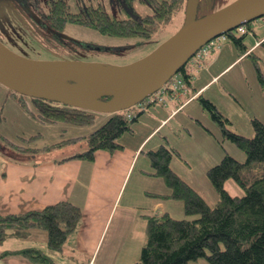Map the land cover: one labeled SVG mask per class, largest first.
<instances>
[{
    "label": "rangeland",
    "instance_id": "1",
    "mask_svg": "<svg viewBox=\"0 0 264 264\" xmlns=\"http://www.w3.org/2000/svg\"><path fill=\"white\" fill-rule=\"evenodd\" d=\"M42 1L44 7L48 9V4H45L44 0ZM232 1L234 0H199L197 15L201 17L209 14ZM67 2L72 5V10H77L76 7L82 2L92 4L101 2L107 11L118 18L140 16L141 14L153 11L151 4L140 0H67ZM131 3L133 8L130 6ZM74 4H76V7ZM0 7V14L7 26L14 29L17 24H20L19 20L12 13L10 15L13 19L10 18L8 10L3 9L5 7ZM184 11L185 9H181L165 29L158 32L152 38L145 40L138 37L121 38L102 35L94 29L78 25L70 27L68 30V26H66L65 31L68 32L67 35L72 37L73 40H61L59 37L56 38L49 34L40 24L37 25L30 22L31 26L25 23L24 25L28 24L29 27L26 25L28 28L25 29L23 26L21 31L27 32L29 29L28 34L34 37L35 45L41 48H39L40 50H36L28 46L25 47V50L23 49L25 53H22L35 58H71L94 60L107 65L127 64L147 55L175 33L184 23ZM259 19L254 20L256 22ZM1 27L0 24V33L3 35ZM263 33L260 32L256 36L252 31H248L250 36L248 34L245 35V42L248 45H253L255 41H261ZM27 39L30 40V37H27ZM81 42L100 47V49L101 47H106V45L119 46L121 47V51L85 50ZM127 46H130L129 50H122ZM218 52H222V55L215 64L209 60V64L212 65V74H216L225 64L231 63L230 61L233 60L234 62L218 76L215 80L216 82H211L204 89L203 97L209 99L217 106L222 116L226 118L224 120L225 126L222 125L224 123L221 124V121L214 118L208 106L198 97L177 115L169 118L167 125L161 124L162 120L153 116V112L150 109L153 104L149 105L144 111L132 107L130 110H132L133 116L138 115L136 120L130 122L134 131L125 132L119 137V141L123 142L125 147L117 149L113 153L105 150L112 157L116 156L118 151L126 149L134 150L153 129L161 124L140 147L138 154H141L135 159L138 164L136 166L135 162L133 163L118 202L114 203L112 207L113 213L109 220L110 225L107 224L106 227L105 234L106 232L108 234L105 242H107L115 230H119L122 233V243L124 244L115 264H135L139 260L143 245L147 239V218L145 215L154 214L149 210L141 212V215L135 218L136 211L130 210V218H127L125 208H135V206L152 207L156 198L153 197V192H171V187L167 184L164 177L154 175V173L143 174L141 169H148L150 172L155 169L147 155L149 149H156L164 143L168 147L176 149L171 165L211 206L215 205L219 194L208 177L207 172L209 168L219 163L226 154L235 157L240 162L246 160L244 150L228 136L224 128L245 136L254 135L252 118L258 116L252 114L254 112L249 110L248 107L242 108V106H247L246 100L250 95H254L256 97L255 101L260 103L261 106L263 105L264 82L260 80L259 70H257L254 59H258L260 71L264 75V44L254 49V55H247L245 53L240 57V51L237 49V46L228 40L225 41L220 50L213 51L207 56L216 55ZM46 53L49 55H45ZM212 74L208 77V80L211 79ZM218 89H220V92H218ZM20 97L11 88L0 82V151L8 156L15 155L13 153L15 150L10 145H6L4 138H9L32 148L66 141L62 145L55 147L58 149L54 153L58 152L60 155H70L83 151L90 145L89 136L92 130L103 123L110 114V112L95 111L96 121L93 124L81 125L68 121L43 123L34 114L22 107L18 101ZM236 100L241 103L239 102L238 104ZM157 105H154L152 108L154 109ZM261 113L264 115L263 111ZM262 120L264 121V116ZM33 135L39 136L32 140L23 139ZM73 137H77V139L69 141ZM142 149L143 151L141 152ZM80 177L86 182V185L90 183L91 172L89 161H84V166L80 170ZM224 186L231 194L238 195L245 193V190L233 178L226 179ZM86 198L87 188L84 185L75 186V199L78 200L77 202L82 203ZM163 199L165 208H167V211L173 217L195 218L199 216V213H188L186 211L183 199ZM144 213L146 214L144 215ZM124 215L125 217L120 220ZM119 220V225H116ZM64 256L66 257L63 262L64 264H81L79 259H75L69 253H65ZM61 257L58 259H61ZM198 259L200 260L198 264H210L205 257ZM193 262L191 260L189 264H193Z\"/></svg>",
    "mask_w": 264,
    "mask_h": 264
},
{
    "label": "trees",
    "instance_id": "2",
    "mask_svg": "<svg viewBox=\"0 0 264 264\" xmlns=\"http://www.w3.org/2000/svg\"><path fill=\"white\" fill-rule=\"evenodd\" d=\"M140 1L151 4L153 11L140 16L118 18L107 11L101 2L97 4L82 2L80 10L72 11L67 0H51L47 17L49 24L56 29L65 30L68 23H74L94 29L102 35L121 38L138 37L145 40L165 29L175 15L186 8L187 4V0ZM130 6L133 8L132 3ZM248 31H252L256 36L263 32L259 30V26L255 25V20L243 23V30L237 27L226 32L227 41L230 40L237 46L240 57L245 53L254 55V49L264 44L262 40L254 48L253 45H248L245 42ZM81 44L85 50L121 51L119 46L98 49L89 43L81 42ZM129 49L130 46H127L122 50ZM217 50L216 48L211 51ZM189 61L170 80L169 88L164 92L160 91V94L167 99L166 105L168 100H173L171 99L173 79L180 77L184 87L185 85L191 87L192 76L196 71H192L193 65ZM254 61L259 70L260 80L264 82L258 59L255 58ZM197 89L195 87L191 91L196 93ZM13 91L21 96L18 101L22 107L43 123L68 121L85 125L96 121L95 111ZM197 97L208 106L214 118L225 126L226 118L222 116L217 106L204 98L203 93L198 94ZM151 104L154 106L156 103ZM157 104L162 105V102ZM137 116L129 118L127 110L110 113L108 118L90 133L89 147L67 158H81L93 162L95 153L99 149L113 153L117 149L124 148L125 144L119 141V137L125 132L134 131L130 122L136 120ZM252 124L253 136L241 135L224 128L228 136L244 150L246 160L240 162L226 154L219 163L209 168L208 177L219 194L217 202L212 206L171 165L176 149L164 143L156 149L151 148L147 151L151 164L155 168L149 173L164 177L171 187L169 193H152V195L158 198L183 199L186 211L199 213V216L176 218L169 212L147 214V239L140 258L135 264H188L191 260H197L200 257H205L210 264H264V121L259 117H253ZM38 136L33 135L23 139L32 140ZM4 139L6 145H10L15 151L29 149L36 151L37 149L9 138ZM76 139L77 137H73L69 141ZM64 142L66 141L45 145L42 149H50ZM228 178H233L245 190V193L231 194L224 186ZM82 217V206L70 199H62L40 209L2 214L0 215V257L21 255L31 263L57 264L58 262L52 256L38 247L5 250L2 249L3 242L10 236L24 238L32 228H40L48 232L50 249L62 252L72 233L77 231Z\"/></svg>",
    "mask_w": 264,
    "mask_h": 264
},
{
    "label": "crops",
    "instance_id": "3",
    "mask_svg": "<svg viewBox=\"0 0 264 264\" xmlns=\"http://www.w3.org/2000/svg\"><path fill=\"white\" fill-rule=\"evenodd\" d=\"M74 6L76 7V4H74ZM2 20L3 18L0 14L1 29L4 33L3 35L6 36L4 39L6 44L17 49L18 52L25 53L23 51V49L25 50L23 45L26 41L32 48L40 50L39 48L41 47L35 45L34 39L21 31L20 24H17L16 27L12 29L10 26H5ZM255 25L259 26V30L261 28L264 32V17L257 20ZM67 26L68 30L70 27H76V24L68 23ZM261 36L262 39L260 40L262 41L264 40V33ZM27 37H30V40H28ZM259 42L258 40L255 41L253 48L256 47ZM45 55L49 54L46 53ZM221 55L222 52H218V54H212V56L205 59L202 66L198 68L194 76H192V85L191 87L188 86L187 94L193 93L191 91L193 86L198 88L199 94L203 93L205 91L204 89L211 82L215 81L218 76L234 62L233 60L230 61L231 63L225 64L216 74H212V65L209 64V60L211 63L215 64L221 58ZM211 74L212 77L208 80ZM218 92H220V89H218ZM194 99H196V97L191 99L190 96L189 98L183 97L182 100H169L165 106L158 104L159 106H155L154 109L152 106L150 109L154 117L162 120L161 124L164 123L167 125V120L169 118L177 115L183 108L192 103ZM255 99L256 97L254 95H250L246 100L247 106H241L242 108L248 107L249 110L254 112L252 114H256V116L262 119L264 116L261 113L262 111L264 112V99L262 106L260 103L256 102ZM183 101L184 103L182 104ZM236 101L239 104L240 101ZM158 126L153 129L134 150L126 149L118 151V154L113 157L105 150H97L95 153V160L93 162L89 161L91 180L88 185H86V182L80 177V170L84 166V161L87 160L73 157L67 158L78 152L70 155H60L58 152L54 153L56 149H58L55 148L57 146L43 150L42 148L45 145L35 147L37 148L36 151L31 149L26 151H13V153H15L13 156L5 155L0 151V215L11 212H23L30 209H40L47 204L55 203L62 199H70L78 203V200L75 199V186L84 185L87 188L86 200H83L82 203H78L83 206L82 222L77 231L72 233L68 239L64 251H52L48 246V232L40 228H32L24 238L10 236L3 242L2 249L6 250L35 246L48 253L61 264H64V259H66L64 256L65 253H69L70 256L79 259L81 264H115L124 244L122 243V233H120L119 230H115L108 238L107 242H105L108 234L107 232L105 234V231L113 213L112 207L114 203L118 202L133 163L135 162L136 166L138 164L135 159L141 154H138L140 147L144 144L145 140L153 134ZM156 144L158 143L156 142ZM142 151L143 149L141 152ZM141 170L144 175L150 172L148 169ZM163 200V198L156 197L152 207L135 206V208H125V215L127 218H130V210L136 211L135 218L141 215V212L149 210L154 214L169 212L167 208H165ZM145 214L146 213H144V215ZM125 215L122 216L120 220L124 218ZM120 220L116 225H119ZM61 255L63 256L61 257ZM60 257L61 259H58ZM135 260L137 261V259ZM193 261V264H198L200 262L199 259ZM0 264L35 263H31L27 258L21 255H8L0 257Z\"/></svg>",
    "mask_w": 264,
    "mask_h": 264
},
{
    "label": "water",
    "instance_id": "4",
    "mask_svg": "<svg viewBox=\"0 0 264 264\" xmlns=\"http://www.w3.org/2000/svg\"><path fill=\"white\" fill-rule=\"evenodd\" d=\"M198 5L199 0H188L184 24L153 51L127 64L29 57L0 39V82L26 95L92 111L130 108L156 92L204 42L264 16V0H234L201 17Z\"/></svg>",
    "mask_w": 264,
    "mask_h": 264
},
{
    "label": "flooded vegetation",
    "instance_id": "5",
    "mask_svg": "<svg viewBox=\"0 0 264 264\" xmlns=\"http://www.w3.org/2000/svg\"><path fill=\"white\" fill-rule=\"evenodd\" d=\"M44 2H45V4L46 3L48 4V9H46L44 7V3L42 0H0V6L5 7L3 9L8 10L10 18H12L10 15L12 13L13 16L19 20L21 28L24 26L25 29H27L29 27L28 24H30V22H33L34 24L42 25L43 29L47 30L49 32V34H51L52 36H54L56 38L59 37L61 40L62 39H69V38H66L65 36L61 35V33L68 34L67 31L53 28L49 24L47 15L49 14L48 10L50 9V6H51V0H44ZM2 21H3V24L5 26H7L4 22V19ZM25 23H28V24H26L28 27L26 25H24ZM28 32H29V29L27 30V32H24V33L26 35H29L31 38L34 39L33 36L28 34ZM5 37L6 36H4L0 33V39L6 43V41L4 40ZM71 40H73V39H71ZM8 46H10V45H8ZM23 46L28 47V46H30V44L25 41ZM10 47L13 48L12 46H10ZM13 49L18 52L17 49H15V48H13ZM46 59H51V58H46Z\"/></svg>",
    "mask_w": 264,
    "mask_h": 264
},
{
    "label": "built area",
    "instance_id": "6",
    "mask_svg": "<svg viewBox=\"0 0 264 264\" xmlns=\"http://www.w3.org/2000/svg\"><path fill=\"white\" fill-rule=\"evenodd\" d=\"M226 34H222L220 36H218L217 38L211 39L210 41H208L207 43H205L197 52V54L194 56L193 60L194 61H198L199 59H202L203 57H205L212 49H216L219 48L221 43L226 39ZM172 86H173V97H178L180 96V93H184L185 89H184V85H183V80L178 77L173 79L172 81ZM164 92V91H163ZM159 101L166 103L167 99L163 96V94L161 95L159 93V95H157L156 97ZM145 103H140L138 104V107L144 108Z\"/></svg>",
    "mask_w": 264,
    "mask_h": 264
}]
</instances>
